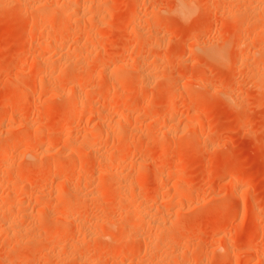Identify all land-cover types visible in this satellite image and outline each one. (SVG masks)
I'll use <instances>...</instances> for the list:
<instances>
[{
	"label": "rangeland",
	"instance_id": "rangeland-1",
	"mask_svg": "<svg viewBox=\"0 0 264 264\" xmlns=\"http://www.w3.org/2000/svg\"><path fill=\"white\" fill-rule=\"evenodd\" d=\"M0 69V264H264V0H0Z\"/></svg>",
	"mask_w": 264,
	"mask_h": 264
},
{
	"label": "bare ground",
	"instance_id": "bare-ground-1",
	"mask_svg": "<svg viewBox=\"0 0 264 264\" xmlns=\"http://www.w3.org/2000/svg\"><path fill=\"white\" fill-rule=\"evenodd\" d=\"M191 9V8H190ZM189 8H187V6H185V5H179L178 6V8H177V11L178 12H180L181 14H186V15H188L187 13H189L190 10ZM191 14V13H190ZM185 16V15H184ZM257 17V16H256ZM258 19V18H257ZM211 51H209V55L208 56H211L212 58H218V59H221L222 58V56H223V53H225L224 52V50L223 49H216V50H213V49H210ZM220 57V58H219ZM1 70V69H0ZM89 72V71H88ZM83 81V80H82ZM81 100V99H80ZM79 100V101H80ZM83 103V102H82ZM81 103V104H82ZM67 124V123H66ZM118 124H120V123H118ZM119 126V125H118ZM65 128H66V126H64ZM109 132V131H108ZM116 133V132H115ZM109 134V133H108ZM112 134V133H111ZM14 148V147H13ZM7 157V156H6ZM5 157V158H6ZM159 163V162H158ZM157 165V164H156ZM14 205V204H13ZM13 205H11V206H13ZM15 206V205H14ZM21 207V206H20ZM12 209V208H11ZM16 210H17V208H16ZM141 211V210H140ZM145 215V214H144ZM138 223V222H137ZM134 225L136 226V222H134ZM134 227V226H133ZM132 227V228H133ZM136 227H138V224H137V226ZM136 229V228H135ZM104 250V249H103ZM106 250H104V252H105Z\"/></svg>",
	"mask_w": 264,
	"mask_h": 264
}]
</instances>
